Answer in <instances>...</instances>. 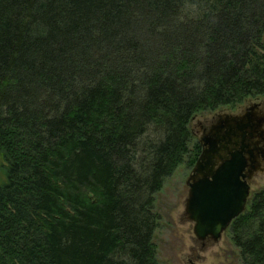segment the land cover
<instances>
[{
  "label": "trees",
  "instance_id": "obj_1",
  "mask_svg": "<svg viewBox=\"0 0 264 264\" xmlns=\"http://www.w3.org/2000/svg\"><path fill=\"white\" fill-rule=\"evenodd\" d=\"M262 96L264 0H0V264H157L189 123ZM227 230L264 264V188Z\"/></svg>",
  "mask_w": 264,
  "mask_h": 264
},
{
  "label": "water",
  "instance_id": "obj_2",
  "mask_svg": "<svg viewBox=\"0 0 264 264\" xmlns=\"http://www.w3.org/2000/svg\"><path fill=\"white\" fill-rule=\"evenodd\" d=\"M256 106L250 105L247 110L251 112ZM250 112L239 116L223 114L199 139L201 151L185 182L184 204L197 240L206 236L219 239L246 208L250 190L246 181L256 171H262L258 156L264 166V147L258 145L264 142V116L256 120ZM256 136L261 141H254Z\"/></svg>",
  "mask_w": 264,
  "mask_h": 264
},
{
  "label": "rangeland",
  "instance_id": "obj_3",
  "mask_svg": "<svg viewBox=\"0 0 264 264\" xmlns=\"http://www.w3.org/2000/svg\"><path fill=\"white\" fill-rule=\"evenodd\" d=\"M251 103L258 104L260 114L264 116V96L246 100L232 108L196 114L189 123L192 142L199 137L200 126L204 127L215 114L236 113ZM185 161L163 181L161 189L154 196L152 210L157 214L158 221L152 243L155 247L157 264H240L238 251L230 241L228 230L221 234L218 241L206 242L204 247L193 237L192 225L183 214L187 197L185 180L192 167ZM262 188H264V174H259L250 183L249 195Z\"/></svg>",
  "mask_w": 264,
  "mask_h": 264
},
{
  "label": "flooded vegetation",
  "instance_id": "obj_4",
  "mask_svg": "<svg viewBox=\"0 0 264 264\" xmlns=\"http://www.w3.org/2000/svg\"><path fill=\"white\" fill-rule=\"evenodd\" d=\"M250 105H257L256 106V109L255 110H253V111H248L247 110V108L250 106ZM248 107H246V108H241V109H239V111L238 112H236V113H228V112H222V113H218V114H215L207 123H206V125L204 126V127H201L200 126V134H199V137L197 138V142H198V144H199V139H200V137H202L203 135H205V133L207 132V130L209 129V127L211 126V125H214L215 124V122L218 120V118L220 117V116H223V114H231V115H237V116H239V115H242V114H244V113H248V112H250V114H251V116H253L256 120L257 119H260V118H262V115L260 114V111H259V109H258V104H256V103H251ZM261 131H264V124H262V126H261ZM258 133H259V131H258ZM257 133V134H258ZM262 139L264 140V136L262 137ZM254 141H261L257 136L255 137V139H254ZM258 147H264V142H260L259 143V145H258ZM201 151V145L199 144V152ZM218 163V162H217ZM258 164H259V168L262 170V171H256L252 176H251V178H250V180L249 181H246L247 182V184H248V186H249V188H250V183H251V181H252V179L255 177V176H257V175H259V174H264V166H263V162H262V159H261V157L260 156H258ZM193 166V165H192ZM192 168V167H191ZM191 170V169H190ZM189 175H190V172H189ZM188 175V176H189ZM187 176V177H188ZM186 180H187V178H186ZM186 180H185V182H186ZM186 186V185H185ZM186 188H187V186H186ZM186 196H187V193H186ZM184 214V218L188 221V219H187V215L185 214V212L183 213ZM191 225H193L192 224V222H190V221H188ZM227 231V230H226ZM193 235V234H192ZM194 237V236H193ZM195 238V237H194ZM219 239H220V237H219ZM219 239H217L216 241H218ZM195 240H196V242H199L200 243V245L202 246V247H204V245H205V243L207 242V243H215L216 241H214V240H212L209 236H206L203 240H197L196 238H195Z\"/></svg>",
  "mask_w": 264,
  "mask_h": 264
}]
</instances>
